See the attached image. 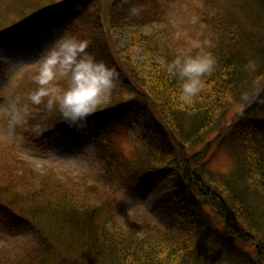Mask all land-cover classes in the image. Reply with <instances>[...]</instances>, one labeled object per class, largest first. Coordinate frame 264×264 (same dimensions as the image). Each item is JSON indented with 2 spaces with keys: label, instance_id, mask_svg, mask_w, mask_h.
Instances as JSON below:
<instances>
[{
  "label": "trees",
  "instance_id": "trees-1",
  "mask_svg": "<svg viewBox=\"0 0 264 264\" xmlns=\"http://www.w3.org/2000/svg\"><path fill=\"white\" fill-rule=\"evenodd\" d=\"M134 1L149 5L148 10L139 8L132 14L130 9ZM169 1L109 0L104 7L109 14L111 3L116 9L119 3H130L124 11L125 23H159L164 19L165 31L155 35L134 33L130 44L117 50V56L103 38L90 43L88 51L98 59L110 60L109 66L116 68L119 79L111 97L89 117L88 124L97 129L96 139L103 130L102 122L115 126L113 128L136 126L141 131L140 145L144 149L141 150L140 145L134 149V159L130 160L125 173L137 176L133 179L137 184L153 179L159 193L172 191L179 201L177 211L183 219L182 226L178 231L163 232L152 222L138 219L124 224L115 213L103 211L94 204L72 205L70 201L75 200L68 197L73 196L64 194L78 189L64 187L66 181L60 176H48L55 171L34 173L37 178L34 182L38 181L40 186L30 185L32 193L25 200L20 194H16V200L12 195L10 202L0 199V211L20 220L13 208L23 205V211H28L24 217H29L28 223L34 222L41 234L39 243L24 257L13 256L12 259L9 256L0 264H264V0H201L200 16L196 20L202 28L191 32L190 39L183 37L169 17H162L169 15ZM70 3L79 5L81 0H61L59 6L68 8ZM33 5L36 7L31 10ZM93 6L98 9L96 2L90 0L87 7L79 9L80 14L69 20L72 24L63 17L57 23L69 27V32L77 35L75 30L90 18ZM44 9L38 8L35 0H25L21 12L29 16L20 26L0 30V40L25 31L24 26L32 20L37 23L55 21L53 14L58 11L52 10L56 8ZM101 11L95 13L104 15ZM44 14L48 16L41 18ZM107 23L116 27L112 19ZM41 37L42 34L36 40ZM198 44L206 45L217 62L214 71L204 77V89L199 97L191 105L181 107L174 98L178 81L165 71L164 65L174 59L178 51L195 53ZM135 51L142 54V62L134 57ZM124 76L133 80L134 91L120 86ZM66 86V80L58 83V87ZM35 88L30 76L28 90L22 94L30 106L29 115H25L30 125H39L49 131L68 126L62 122L58 111L47 110L44 117L39 114L40 105L32 104L29 99ZM243 94L248 95L247 101L242 100ZM234 104L246 105L242 124L248 134L242 137V146L236 151L234 165L229 171H209L199 160V153L190 154L189 150L204 142ZM227 123L228 120L221 130L228 129ZM97 143L98 157L103 163L108 161L107 171L112 170L116 162L123 161V153L110 149L112 143L100 145L101 140ZM17 172L10 173L11 177L8 174L1 177L12 183ZM40 176L48 177L39 181ZM95 189L89 187L87 190L92 191L82 192L97 194V198L104 201L105 189ZM206 208L214 209L223 217L221 220L225 219L222 220L228 228L225 234L213 227L208 217V222L204 219ZM18 212L22 219V212ZM52 226L58 236L47 229ZM66 236L71 239L64 238ZM238 239L251 243L255 259L247 257L246 252L243 254V249L235 243ZM207 240L212 241L211 247L206 246Z\"/></svg>",
  "mask_w": 264,
  "mask_h": 264
},
{
  "label": "rangeland",
  "instance_id": "rangeland-1",
  "mask_svg": "<svg viewBox=\"0 0 264 264\" xmlns=\"http://www.w3.org/2000/svg\"><path fill=\"white\" fill-rule=\"evenodd\" d=\"M60 1L35 0L37 7H44V11L56 8L52 10L58 11L53 14L55 21L48 20L47 23H37L32 20L27 26H24L25 31L0 40V199L10 202L12 195L15 196L13 198L16 200V194H20L23 195L25 200L32 193L30 185L40 186L38 181L34 182L37 180L36 173L45 174L48 171H55L51 174L48 173V176H60L63 181H66L64 187L79 190L64 194L65 196H73L68 197V199L73 198L75 200L70 201L72 205L87 202L98 208L100 207L103 211L109 210L115 213L116 218L124 224H128L126 222H131L130 220L138 219L144 222H152L163 232L169 229L178 231L182 226L183 219L177 211L179 201L172 194V191H161L159 193L153 179L137 184L133 180L137 179V176L133 177L125 173V168L127 165L129 166L130 160L134 159L132 158L134 149L141 144L142 133L136 126L113 128L115 126L112 127L107 122H102L103 130L97 139V129L91 124H87V127L83 129L73 128L69 125L66 127L54 125V127H57L56 129L52 131L48 129L41 136L33 134L32 129L34 127L30 125L25 116L29 115L30 106L24 101L22 94L28 90V78L33 77L35 74V61H37L41 51L63 33L72 34L69 32V27L67 28L62 23L57 22L63 17L67 23L72 24V21L69 22L71 17L79 15V9L87 7L90 2V0H81V4L70 3L68 8H65L60 7ZM93 1L98 5V9L95 6L92 7L90 18L80 23L79 28L75 30L76 36L87 39L90 43L103 38L113 47L116 56L118 49L130 44L134 33L155 35L154 33L165 31L164 19L159 23H156V21L125 23L124 15L126 13L124 11L131 5L130 3H119L117 9L113 3H109L111 13L108 14L107 7H104L108 5L109 0ZM24 2L25 0H0L1 31L20 26L23 19L29 16L22 15ZM159 2L161 3V0ZM201 6V0H170L168 3L169 15H163L162 17H169L173 26L179 27L183 37L190 39L191 32H194L195 29L201 31L202 26L196 20L197 16H200L198 10ZM35 7L33 5L31 10ZM132 7L148 10L149 5L145 6L143 2L134 1ZM100 10L104 15L100 16L95 13V11L99 12ZM47 16L44 14L40 17L46 18ZM99 16L100 18H98ZM109 19L110 21L111 19L114 20L115 28L108 26L107 21ZM41 34L42 37L37 41L36 38ZM134 53L136 60L142 62V54L139 51ZM177 53L179 55L184 52L178 51ZM106 62L109 64L110 60ZM119 84L129 91H134L135 85L129 76H124ZM39 110V114L44 117L48 110L46 103L41 104ZM245 110V104H234L229 113L225 114L221 123L215 125L207 134L204 142L189 150L190 154L199 153V160L206 164L209 171L227 172L234 165L236 151L241 145L242 137L248 134L244 124H242L246 118ZM49 114L50 112L47 115ZM18 115L23 116L22 123L17 122ZM226 120H228L226 125L228 129L221 130ZM95 139L99 142L100 140L103 141L100 145L108 142L112 143L110 149L114 148L116 149L115 152L123 153V161L121 163L116 162L112 170L107 171L108 161L103 163L98 157V141L95 143ZM140 149L143 150L144 148L140 145ZM12 162L14 163L11 164ZM9 167L13 168L10 169ZM16 170L22 171V173L17 172L14 177L15 181L12 183H9L8 178L3 180L1 177H5V174L11 177L10 173L15 175ZM37 170H45V172H38ZM127 170L130 171L129 167ZM118 171H121V173H118ZM105 173L108 174L107 177H105ZM30 176L31 178H28ZM45 177L40 176L39 181L45 179ZM24 178H27L29 183H26L27 180L25 181ZM89 187L105 189L104 201H100L103 198L99 200L97 194L89 195L82 192L89 189ZM13 209L20 220H16L12 216L9 217L7 212L1 213L0 211V261L8 259L9 256L12 259L13 256L24 257L28 250L39 243L38 238L41 236L35 223L33 221V223H28L30 218L24 217L28 211H23L25 210L23 205ZM17 210L22 212V219ZM204 210L207 212L204 219L207 221L208 217L209 223L215 228H220L221 232L225 234L228 229L226 223L222 221L225 219L221 220L223 217H220L212 208ZM38 218L40 217L38 216ZM46 218L49 219V216H46ZM45 225L48 227L46 222ZM47 229L53 231L56 236L59 235L55 227L52 226ZM52 235L54 234L52 233ZM150 237L154 238L153 236ZM64 238L71 239L68 236ZM235 243L243 249V254L246 252L247 257L255 259L256 255L251 243H243L239 239ZM211 245L212 241L207 240L206 246L211 247ZM225 246L227 245L225 244Z\"/></svg>",
  "mask_w": 264,
  "mask_h": 264
},
{
  "label": "clouds",
  "instance_id": "clouds-1",
  "mask_svg": "<svg viewBox=\"0 0 264 264\" xmlns=\"http://www.w3.org/2000/svg\"><path fill=\"white\" fill-rule=\"evenodd\" d=\"M137 13L135 7L130 9ZM90 41L76 35L63 33L48 47L44 48L37 61L33 81L36 85L29 94L34 105L46 103L47 109L58 111L62 122L70 127L83 129L88 119L94 115L111 97L119 79L115 67L98 59L88 51ZM198 50H191L177 55L164 65L165 71L178 81L179 87L174 94L178 104L191 105L204 89V77L212 73L216 57L207 50L206 45H196ZM61 80L67 81L66 87H58ZM249 99L247 94L242 100ZM17 122H23V116H17ZM47 128L37 125L33 134L43 135Z\"/></svg>",
  "mask_w": 264,
  "mask_h": 264
}]
</instances>
